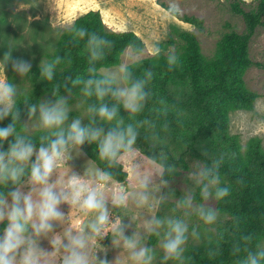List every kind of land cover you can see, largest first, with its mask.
<instances>
[{"label":"clouds","instance_id":"obj_1","mask_svg":"<svg viewBox=\"0 0 264 264\" xmlns=\"http://www.w3.org/2000/svg\"><path fill=\"white\" fill-rule=\"evenodd\" d=\"M173 10H178L177 6ZM71 32L74 42L85 41L87 74L65 76L53 86L51 98L40 99L39 103L28 99L18 102L21 90L5 74L10 65L19 77L28 76L31 60L14 58L11 46L0 58V121L11 118L9 124L0 127V224H5L0 230V264H121L119 254L113 260L107 258L108 249L100 243L106 236L111 237L112 248L123 250L132 264H157L158 257L159 264H190L186 246L190 239L197 243L202 240L199 226L190 227L188 218L193 215L215 233L214 238L205 241L210 258L220 255L222 243L230 238L234 264H264V243H254L252 233L241 232L239 216H232L230 224L226 223L227 217L222 221L221 210L210 203L220 202L231 193L230 186L222 183L220 172L224 153L210 156L207 148L202 149L204 159L195 161L193 170L187 173L192 183L184 185L179 199L170 187L178 169L163 151L145 157L155 166L150 172H144L139 162L133 164L132 190L123 185L106 190L115 175L111 169L139 151L136 144L141 128L152 130L153 146L160 140L152 120L134 119L153 95L149 85L155 73L146 68L137 74L143 50L134 42L127 45L130 55L125 62L115 68L98 69L97 62L104 60L113 41L82 26L73 25ZM162 52L159 45H153V58L158 59ZM62 62L58 55L40 61V80L53 81ZM166 62L169 70L180 63L174 51L167 53ZM61 88L64 95L60 94ZM73 89L81 94L78 107L84 108L83 118H70ZM159 103L163 105L164 101ZM121 109L130 122L121 117ZM33 130L39 132L36 138L29 134ZM85 144L96 145L106 169L97 168L91 174L85 169L80 175L69 168L74 155H83ZM61 165L68 168L64 181L57 179ZM237 183L244 181L238 179ZM170 200L175 201L172 212L181 214L158 216ZM65 204L68 210L78 209L92 219L79 229L63 227L68 212L61 206ZM129 206L148 213L141 229L134 227L131 234V220L124 223V217H112L113 209ZM57 227L62 230L55 231ZM150 236L159 240V255L147 244ZM42 240L48 241L50 251L40 246Z\"/></svg>","mask_w":264,"mask_h":264},{"label":"rangeland","instance_id":"obj_2","mask_svg":"<svg viewBox=\"0 0 264 264\" xmlns=\"http://www.w3.org/2000/svg\"><path fill=\"white\" fill-rule=\"evenodd\" d=\"M16 1L14 4L12 3L13 0H0V58L7 51V47L11 46L14 48L12 50L14 58L20 57L25 60H31L34 66L39 65L40 61H48L46 60L45 54L51 53L57 46L56 43L62 30L69 27L76 17L92 8L99 10L102 20L110 29L115 31L132 29L135 31L145 43V49L141 56L152 54L153 45H159L163 50V54L167 55L169 51H174L178 55L181 41L172 32L170 33L171 28L176 27L194 32L200 43V51L207 58H210L214 54L216 43L225 32L231 29L237 31H243L245 29L242 17L230 10L227 0H75L77 13L73 15L75 17L71 18L69 20L70 22L67 23L68 25L66 24L65 26H51L50 22L49 25L46 21L36 19L39 18L37 14L31 15L32 19L27 20L21 13L14 12V5L17 7L19 4H16ZM158 3H163L169 7L177 6L178 10L176 11L179 16H196L202 19L203 28L199 29L192 24L180 20L178 17L171 15ZM40 12L43 14L42 11ZM170 36L174 41L171 45L168 43ZM248 50L250 58L253 61L260 62L262 66L253 65L247 68L243 74V79L245 87L258 94V96L251 110L237 109L229 113L228 140L218 145L219 152L226 154L225 161L229 162L234 168H239L240 164L245 163V161L254 163L250 151L257 148V146H259L260 153L264 155V26H258L256 28L249 42ZM129 55V49H126L120 56L118 64L99 68H115L120 63L125 62ZM71 56L72 54L69 53L63 57L64 62L57 67L55 77L66 69L69 64L68 61H71ZM5 74L11 82L18 85L22 93L30 91L31 83L28 76L19 77L11 70L10 65L6 68ZM82 75L85 74L83 73ZM159 78L160 75H154L149 85V89L153 95L145 105L143 112L134 119L152 120L156 125L155 132L160 138L158 143L167 144L179 152L185 148V142L191 131L188 114L184 111L171 108L165 102L163 105L159 103L160 100L158 99L157 87L155 85L156 79ZM188 88V79L173 78L169 86V91L175 95H180L188 91ZM64 94L62 93L61 95ZM48 98H51V94L45 95L42 99ZM81 99L79 89H73L69 100L70 107L72 108L70 118L84 117V108L78 107ZM120 115L124 117L126 123L130 122L128 114L123 109H121ZM84 122L86 123L87 121L85 120ZM165 124H167L166 130L164 129ZM104 127L107 128L108 125H104ZM140 131L144 132L151 139L152 130L145 127L141 128ZM33 133H37V131L33 130L29 134ZM211 136L212 140L216 141L218 132H213ZM231 140H235L236 147ZM232 154L235 155L232 156ZM145 157V155L138 151L131 154L130 157L122 159L120 163L127 172L126 180L124 182H116L113 180L107 186L106 190L113 191L119 185H123L125 188L132 190L135 187L131 174L133 164L139 162L146 173L155 167ZM186 160L189 166L188 169L178 170V173L170 181V187L174 189L176 199L182 196L184 185L192 183L188 179L187 173L193 170V164L197 160L191 156H186ZM262 162L259 166L263 168L264 157L262 158ZM68 166L80 175H83L85 169L91 174L92 171L98 168L84 154L80 156L74 155V158L68 162ZM67 171V166L61 165L57 179L64 181ZM262 179H264L263 176ZM210 203L216 207V202L212 201ZM174 206L175 201L170 200L162 206L157 215H180L181 213L179 211L176 213L172 212ZM61 207L66 213L68 212L67 220L63 227L79 229L92 219L90 216L86 217L81 214L78 209L68 210L66 204ZM147 214V210L137 209L132 206H129L127 209L117 208L112 210L113 219L124 217V223H128L129 220L134 223L133 228L128 230V234H131L134 227L137 230L141 229L143 218ZM226 217V215L222 214L221 220L224 221ZM188 220L190 227L194 225L199 226L202 240L197 243L190 239L186 246V256H188V251L194 246L207 247L205 242L207 238L210 236L214 238L215 236V233L211 231L210 227L204 225L194 215L189 217ZM3 227H5V224H0V230ZM61 230L62 228L60 227L55 229L57 232ZM100 243L108 249L107 258L109 260L115 259L119 254L121 264H132L127 259V254L123 250L120 252V249L112 248L110 236H106ZM147 244L153 247L158 255L160 254L158 247L159 240L157 237L154 244H150L149 237H147ZM40 246L46 251L51 250L47 240H42ZM98 255L103 256V253H98ZM157 264H159V257ZM169 264H175V262L170 261Z\"/></svg>","mask_w":264,"mask_h":264},{"label":"trees","instance_id":"obj_3","mask_svg":"<svg viewBox=\"0 0 264 264\" xmlns=\"http://www.w3.org/2000/svg\"><path fill=\"white\" fill-rule=\"evenodd\" d=\"M227 2L230 10L242 17L245 29L243 31L231 29L225 32L217 41L214 54L210 58L201 53L200 43L194 32L175 27L170 29V33L172 32L181 41L178 66L169 70L166 62L167 55L161 53L158 59L153 58L152 54L139 57L140 64L135 69L137 74H140L144 69L152 68L157 76L160 75V78L155 81L158 99H162L171 108L188 114L191 131L182 151L177 152L169 145L158 142L153 146L152 139L142 131L136 144L139 152L146 157L154 152H165L168 162L175 164L178 170L188 169L186 156L196 160L204 159L201 155L204 148H207L210 156L220 155L218 145L228 140L229 113L237 109L251 110L258 96L245 87L243 74L250 66H262L260 62L250 58L248 49L256 28L264 26V0H227ZM158 4L180 20L199 29L203 28L202 19L196 16H179L173 7L163 3ZM73 25L82 26L89 32L98 33L113 41V47L106 52L104 60L97 62V68L118 64L120 56L128 49L129 42H134L144 52L145 43L134 31L112 30L102 20L99 10L90 9L76 17L69 27L63 29L56 43L57 46L51 53L45 54L46 60H51L57 55L63 58L71 53V61L66 69L53 81L48 82L40 80L38 64L32 65L28 75L31 89L27 93L21 92L18 102L28 99L30 102L39 103L45 95L51 94L53 86L62 82L65 76L75 77L83 73L87 74L88 57L85 41L81 40L78 43L73 41L71 32ZM168 43L170 45L174 43L171 36L168 38ZM173 78L188 79V91L180 95L170 92L169 86ZM62 93H64L63 88L60 89V94ZM10 119L8 117L0 121V127L9 124ZM215 131L218 132V138L213 141L211 135ZM30 135L36 138L39 132ZM231 142L236 147L235 140ZM4 148H7V142ZM82 152L99 169H106V162L99 158L95 144L83 145ZM250 154L254 163L245 161L239 168H234L229 162L224 161L220 168L222 183L230 186L231 193L224 200L216 202L215 206L227 216L226 223H231L232 216H239L241 232L252 233L254 243H264V179H262L264 167L259 166L263 163L264 155L260 153L259 146L250 151ZM111 171L115 174L114 181L126 180L127 172L121 163ZM166 178L171 179V177ZM238 179H243L244 183L238 184ZM197 201H200L198 194ZM149 242L154 244L156 237L150 236ZM206 248L192 247L187 253L191 257L190 264H234L235 258L231 255L230 238L225 239L221 245L220 255L215 258L207 255Z\"/></svg>","mask_w":264,"mask_h":264},{"label":"crops","instance_id":"obj_4","mask_svg":"<svg viewBox=\"0 0 264 264\" xmlns=\"http://www.w3.org/2000/svg\"><path fill=\"white\" fill-rule=\"evenodd\" d=\"M75 2V0H17L16 4L19 3L17 7L14 5L15 0L12 3H14V12L21 13L27 20L32 19L31 15L37 14L39 18L36 19L46 21L47 24L50 22L51 26H65L77 13Z\"/></svg>","mask_w":264,"mask_h":264}]
</instances>
